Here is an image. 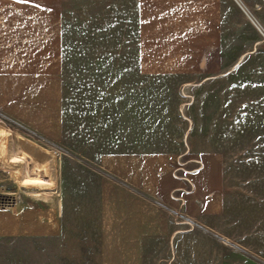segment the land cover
I'll return each mask as SVG.
<instances>
[{
  "label": "crops",
  "instance_id": "obj_1",
  "mask_svg": "<svg viewBox=\"0 0 264 264\" xmlns=\"http://www.w3.org/2000/svg\"><path fill=\"white\" fill-rule=\"evenodd\" d=\"M227 8L228 0H0L4 150L22 172L45 154L34 149L60 152L57 210L0 211V253L15 250L4 240L25 238L28 251L42 242L40 264H227L223 157L186 143L189 96L226 74ZM181 156L191 184L174 172ZM36 262L0 254V264Z\"/></svg>",
  "mask_w": 264,
  "mask_h": 264
},
{
  "label": "rangeland",
  "instance_id": "obj_2",
  "mask_svg": "<svg viewBox=\"0 0 264 264\" xmlns=\"http://www.w3.org/2000/svg\"><path fill=\"white\" fill-rule=\"evenodd\" d=\"M237 1L228 0L224 44L226 74L204 82L189 96L194 103L193 109L188 111L194 117V134L193 139L186 143L193 152H216L223 157L226 215L221 220V228L228 246L227 264H264V0H240L241 5ZM162 82L172 86L175 81ZM170 95L169 98L174 101V91ZM4 135L8 137L7 132ZM1 138L0 167L6 173L0 174V197L9 196L12 202L0 205V211L57 210V158L60 152L51 149L50 154L45 155L46 149H34L45 154L33 152L32 160L37 161L35 168L28 166L22 172L15 166L18 162H9L4 150L8 144ZM183 143L185 141H148L149 146L172 144L181 147ZM23 157L27 159L26 155ZM179 158L180 164L174 172L183 176L190 170L185 167L186 157ZM190 158L195 159L196 168L202 166L200 157ZM48 169L50 179H32L29 187L22 186V177L25 179L27 174L43 173ZM70 178L74 182V172ZM70 200L69 207L73 212L74 195ZM84 211L94 212L96 207L88 205ZM34 242L36 250L28 251L27 247L33 244V240H4V245L14 246L15 250L0 254L3 259L34 260L40 264L43 259L40 250L42 242L37 239ZM84 246L86 248V244ZM95 249L94 242H91L92 261L95 260Z\"/></svg>",
  "mask_w": 264,
  "mask_h": 264
},
{
  "label": "bare ground",
  "instance_id": "obj_3",
  "mask_svg": "<svg viewBox=\"0 0 264 264\" xmlns=\"http://www.w3.org/2000/svg\"><path fill=\"white\" fill-rule=\"evenodd\" d=\"M237 1V0H236ZM239 1L240 0H238L237 2H238V4L239 5H241L240 3H239ZM252 21H254L253 19H252ZM254 23H255V21H254ZM256 24V26L258 27V28H260L258 25H257V23H255ZM262 29V28H261ZM260 29V30H261ZM2 122V121H1ZM0 122V123H1ZM7 132V130L5 129V127H2V126H0V136L2 137H0L1 139H3V138H5L4 136V134ZM7 137V136H6ZM5 146V145H4ZM2 154V153H1ZM14 159H17V161L19 162L21 159H20V157H14ZM24 159H26V158H24ZM51 164V163H50ZM19 166V165H18ZM37 171H39V170H37ZM48 171V172H47ZM47 171H45V172H43V173H35V174H31V175H29V176H27L26 177V181H23V182H25V184H28V185H30L31 184V180L33 179H35L36 181H39V180H44V179H50V177H51V173H50V169H48ZM40 183H41V181H40ZM42 184V183H41ZM40 184V185H41ZM46 184V183H45ZM37 186V185H36ZM42 195V194H41ZM43 199V198H42ZM45 199H48V198H45Z\"/></svg>",
  "mask_w": 264,
  "mask_h": 264
},
{
  "label": "built area",
  "instance_id": "obj_4",
  "mask_svg": "<svg viewBox=\"0 0 264 264\" xmlns=\"http://www.w3.org/2000/svg\"><path fill=\"white\" fill-rule=\"evenodd\" d=\"M0 122H1V118H0ZM11 198L9 196H2L0 197V205H10L11 203Z\"/></svg>",
  "mask_w": 264,
  "mask_h": 264
},
{
  "label": "snow or ice",
  "instance_id": "obj_5",
  "mask_svg": "<svg viewBox=\"0 0 264 264\" xmlns=\"http://www.w3.org/2000/svg\"><path fill=\"white\" fill-rule=\"evenodd\" d=\"M25 2H27V0H25Z\"/></svg>",
  "mask_w": 264,
  "mask_h": 264
}]
</instances>
